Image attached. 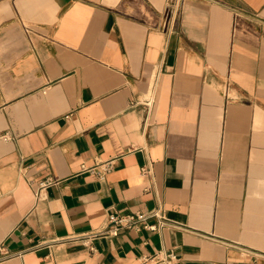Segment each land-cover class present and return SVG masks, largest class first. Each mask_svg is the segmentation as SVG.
I'll use <instances>...</instances> for the list:
<instances>
[{"label": "crops", "instance_id": "1", "mask_svg": "<svg viewBox=\"0 0 264 264\" xmlns=\"http://www.w3.org/2000/svg\"><path fill=\"white\" fill-rule=\"evenodd\" d=\"M168 2L0 0V264H264V0Z\"/></svg>", "mask_w": 264, "mask_h": 264}, {"label": "built area", "instance_id": "2", "mask_svg": "<svg viewBox=\"0 0 264 264\" xmlns=\"http://www.w3.org/2000/svg\"><path fill=\"white\" fill-rule=\"evenodd\" d=\"M177 0H169V5H172V4H177L176 3ZM112 163L113 162H106L104 164H102L100 166L101 168V173H100V176H104L105 174L109 173L111 170H112ZM142 174L144 175H147L149 173V170L147 168H142ZM51 184V182H44L41 184V188H45L47 185ZM153 215H156V214H153ZM144 221L145 220V217H139L137 219H134V218H129V219H126V220H123V219H119V220H113L112 222V229L109 231L111 235V233L113 235H117V231L119 229L120 226H126V227H130L132 226L133 224H135L136 222L138 221ZM162 221H163V225L166 224V220L164 218H162ZM122 222H124V224H121ZM121 224V225H119ZM159 225V226H158ZM158 225H146L144 226L145 228L151 230V231H156L159 227H163L162 223L161 224H158ZM113 226H115L113 228ZM170 257H172V254H170ZM145 262H148V263H151V264H156V263H159V262H169V260H162L158 257V255H155L153 257H149V258H145Z\"/></svg>", "mask_w": 264, "mask_h": 264}]
</instances>
